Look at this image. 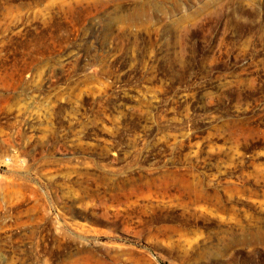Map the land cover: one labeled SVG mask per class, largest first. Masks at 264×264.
<instances>
[{
	"label": "rangeland",
	"instance_id": "1",
	"mask_svg": "<svg viewBox=\"0 0 264 264\" xmlns=\"http://www.w3.org/2000/svg\"><path fill=\"white\" fill-rule=\"evenodd\" d=\"M0 264H264V0H0Z\"/></svg>",
	"mask_w": 264,
	"mask_h": 264
}]
</instances>
